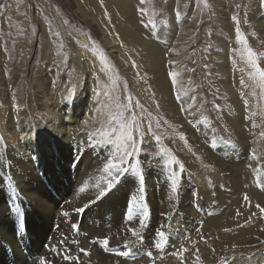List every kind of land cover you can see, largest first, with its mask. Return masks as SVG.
<instances>
[{
    "label": "bare ground",
    "instance_id": "bare-ground-1",
    "mask_svg": "<svg viewBox=\"0 0 264 264\" xmlns=\"http://www.w3.org/2000/svg\"><path fill=\"white\" fill-rule=\"evenodd\" d=\"M260 1L262 0H252L251 4L257 6ZM70 2L82 19L85 17L86 21L95 24L108 48L112 45V48L120 47L113 44V41H125L131 35L128 32L130 29L139 30L135 22L144 21L139 14L133 12L134 0ZM227 2L228 0L221 1L220 5L226 9ZM165 8L170 9V5ZM57 13L55 9L54 15L65 33L67 26ZM118 13L126 18L125 30L118 24L121 18ZM190 15L193 13L189 14L188 19ZM172 16H176V13ZM174 20L177 17L162 22V32L157 35V39H148L139 32L136 35L138 44L143 49L144 62L149 69L154 70L155 78H149L148 85L154 88L160 106L165 110H174V107L171 101L172 88L163 66L166 65L167 58L177 57L176 46L185 37L187 30L185 31L184 25L189 22L179 20L180 23L176 24L173 23ZM256 25L257 39L264 43L262 15H258ZM81 36L82 40L89 43L88 33H81ZM83 55L81 53L82 57ZM78 61L82 62L80 59ZM261 62L264 66V58ZM126 65L122 62V66ZM216 65L219 71L217 81L222 91L218 110L213 111L210 118L199 120L200 114L198 116L193 103H190L188 109L197 113L181 114L186 122L182 125L183 129L175 127L174 130V127H170V138L173 140L169 139V146L173 143L177 146L175 154L192 174L199 168L206 170L208 183L203 180L200 182L203 196L200 203L206 201L207 211L204 215L203 212L197 215V218L202 220L201 229L210 239L208 247L231 248V253L240 252L250 256L264 249V212L260 211V207H264V187H261L264 186V175L261 174L264 173V133L256 136L254 131L258 126L259 130L263 128L264 121L259 123L264 114L256 113L260 116L258 122L253 119L252 113L261 103L255 105L252 96L246 93L244 82L241 83L242 80L237 76L234 78L236 71L231 70L232 65L227 67L223 49L216 55ZM89 69L88 64L79 66V72L84 77L80 84L76 83V91L69 101L64 102L66 99L60 93L65 88L54 90L50 86L49 77L44 75L46 80L40 78L34 87L36 90L28 98L32 103L27 110L21 111L12 106L3 107L6 113L0 110V130L5 140L0 157V264H39L42 257L49 261V251L51 255L55 254L52 250L54 248L58 249L61 259L57 264H71L76 256L84 264H93L91 254L87 253L91 249L98 250L99 260L103 263L163 264L160 252L164 241L161 242L156 235L157 229L163 226L164 230L176 209L182 213H188L187 210L191 208L196 209L193 204L196 194V191L193 193V181L183 177L178 191L173 192L170 174L165 166L148 162L143 154L139 156V171L143 173L136 174V171L128 167L127 162L124 163L123 167L129 171L116 175L113 170L115 187L104 198L96 200L99 190L95 184L108 178L104 167L109 160H113V145L78 140L83 126L96 117L93 110L97 100L91 93V80L94 77ZM130 80L133 81L132 76ZM184 83L186 85V80ZM178 117L180 118L179 115ZM181 134L187 138V143L180 139ZM213 142L215 147L212 146ZM113 162L116 163V159ZM141 174L145 188L143 193L140 192ZM118 176H123L122 180H128L121 184L117 180ZM81 187H86V190L80 192ZM141 196L144 197L142 201ZM133 197L137 198V207L133 208L134 217L131 221L122 220L123 206H130ZM91 200L95 202L84 212H74L75 208L82 207ZM141 204L150 212L143 224L145 232L136 215ZM63 211H68L73 220L66 221L68 217L61 215ZM73 222L80 227L78 236L69 234ZM56 224H61V229L52 233L51 228ZM192 225L195 230L196 225ZM133 228L143 240L141 251L152 253L151 262L150 259L142 262L122 255L110 258L103 251L104 247L127 251L125 244L128 246V240L135 237L130 231ZM65 234L67 240L62 237ZM105 238L109 241L107 246L102 243ZM201 239L197 236L191 238L190 250L197 249ZM89 240H92L91 247L86 245ZM178 241L170 239V244L175 246ZM157 242L161 243L160 248L154 246ZM79 246L85 249L84 254L79 253ZM210 249L212 252V248ZM68 252V256L74 255L72 260L62 259ZM211 252L208 251V255L214 258ZM36 255L38 257L32 260ZM248 260L240 259L241 262L237 260L236 264H264V258L261 263L256 259Z\"/></svg>",
    "mask_w": 264,
    "mask_h": 264
},
{
    "label": "rangeland",
    "instance_id": "rangeland-1",
    "mask_svg": "<svg viewBox=\"0 0 264 264\" xmlns=\"http://www.w3.org/2000/svg\"><path fill=\"white\" fill-rule=\"evenodd\" d=\"M92 1L98 2V0ZM221 1L224 0H144V3L134 0L133 12L139 14L144 21L135 22L139 30L130 29L128 32L131 35L125 41L123 39L119 42L118 40L113 41V44L122 48L119 51L120 47L112 48L114 46L112 45L108 48L103 43L95 24L92 25L91 21H86L85 17L82 19L70 0H0V53L2 54L0 56V110H3L4 106L19 108L21 111L27 110L28 105L32 103L28 98L36 90L34 87L38 80L40 78L46 80L43 78L44 75L49 77L50 86L54 90L65 88L60 91L63 99H66L64 102L71 100L77 88L76 83L80 84L84 77L79 72V66L88 64L89 71L94 77L91 80V93L97 100L93 110L96 117L92 122L83 126L78 140H85L91 144L102 143L99 134L95 138H90V133L100 128L108 130V124L102 122L109 119V112L115 114L123 111L128 119H131L132 115L136 117L133 134L136 151L132 152L131 148L128 149L132 152V156L126 158L128 167L132 169V165L139 166V156L143 154L148 162L163 164L170 174L169 177L175 171L179 181L178 186L185 176L193 181V193L196 191L193 204L196 209L191 208L187 210L188 213H182L176 209L168 225H164L165 240L160 252L163 264H236L241 262L240 259H256L258 263H261L264 258V249L249 256V254L244 255L240 252L231 253V248L230 250L214 249L213 246L210 248H212L214 258L208 255V251L211 252L208 247L210 239L206 236L208 234L201 229L202 220L197 218V215L202 212L204 215L207 211L206 201L200 203V198L203 197L200 182L203 180L208 183V178L205 177L206 170L199 168L195 174L189 172L184 166L181 170L180 164L182 163L174 151L177 146L174 143L169 146V139H172L170 138V127H174V130L175 127L183 129L182 125L186 122L181 114L192 115L198 112L199 120H202V118H210L212 112L218 110L216 105L220 103L218 101L221 100L222 91L217 81L219 71L216 65V55L222 49L227 67L232 65L231 70L236 71L234 78L237 76L244 82L246 93L252 96L255 105L261 103L252 113L253 119L258 122L260 116L256 113L263 112L264 114V109L262 111L264 86L258 75L255 79L250 77L249 74L255 72V69L248 57L250 48L254 54L253 58L259 67L264 69L261 62L264 58V43L257 39L258 27L256 25L258 15L264 17V0L260 1L257 6L251 4L252 0H228L226 9L220 5ZM166 5H170V9H166ZM141 8L145 9L144 13L139 11ZM55 9L63 23L67 21L65 23L66 34L54 15ZM173 13H176V16H172ZM192 13L193 15H190L188 19L189 14ZM233 16L237 18L235 21L232 19ZM120 17L118 24H121L120 26L125 30L126 18L123 14ZM175 17L177 20L173 23H180L179 20H189V22L184 25L185 31L187 30L184 33L185 37L176 46L177 57L167 58L166 65L163 66L169 86L172 88L171 101L174 107V110H165L160 106L154 88L148 85L149 78H155L154 70L149 69L144 62L143 49L138 44L136 35L139 32L148 39H157V35L162 32V22ZM81 33H88L89 43L81 39ZM238 34L245 42L238 39ZM81 53L84 54L83 57ZM79 59L82 62H79ZM122 62L127 65L122 66ZM174 72L177 75L173 78L169 74ZM130 76L133 77L134 82L130 80ZM70 93L72 94L71 99H69ZM137 102L142 107L137 106ZM190 103H193L197 112L188 109ZM106 104L110 106L108 109L97 111ZM117 104L122 107L117 108ZM175 110L179 112L176 113ZM2 112L6 113L4 110ZM263 121L264 118L259 124ZM258 130L259 126L257 130H254L256 136L264 133V124L259 132ZM157 136L160 138L159 141L156 140ZM0 137H3L1 130ZM4 144L3 137V141L0 142V157ZM112 151L114 153V146ZM168 153L174 155L180 164H170ZM118 162L116 159V163ZM138 173L143 172L136 171V174ZM122 177L117 178L121 184L128 180H122ZM79 195L82 196L81 193ZM128 207L123 206L122 220H128L126 215ZM71 219L68 217L66 221ZM193 223L196 225L195 230ZM61 224H56L54 228L51 226L52 233L59 232ZM79 228V226L73 230L69 228V234L78 236L81 232ZM144 228L145 226L142 225L143 232H145ZM138 234L139 238L135 236L128 240L127 251L131 253L129 256L132 260L145 262L150 259L151 262L153 258L147 255L148 252L141 251L143 240L140 238V233ZM65 236L67 235H62V237ZM196 236L202 239L197 249L190 250L189 241ZM67 239V237L64 238V240ZM170 239L179 241L174 246L170 244ZM91 242L92 240H89L86 245L91 247ZM81 248L79 246V253L84 254L86 251L82 252ZM102 249L109 254L110 258L124 251L121 248L110 250L104 247ZM57 251L53 252L56 255H51L49 251L51 264L61 261ZM87 253L91 254L93 264H108L99 260L98 250L91 249ZM37 257L36 255L32 260ZM71 257L73 258L74 255L71 254ZM75 259L71 264H84L83 261L77 259V256ZM154 259L156 260V257Z\"/></svg>",
    "mask_w": 264,
    "mask_h": 264
},
{
    "label": "snow or ice",
    "instance_id": "snow-or-ice-1",
    "mask_svg": "<svg viewBox=\"0 0 264 264\" xmlns=\"http://www.w3.org/2000/svg\"><path fill=\"white\" fill-rule=\"evenodd\" d=\"M141 3H144V0H140ZM205 6L207 7V4L205 2ZM139 11L141 13L145 12V9L141 8L139 9ZM232 19L235 21L237 18L235 16L232 17ZM65 23H67V21H65ZM56 35H59V33H56ZM238 39L241 42H245L243 41V38L239 37L238 34ZM248 57H249V62L252 64V67L255 69V72L250 73V77L255 79L256 76H259V80L260 82H262V86H264V69H261L257 63V61L253 58L254 54L252 53L251 49H248ZM170 76H172L173 78L177 75V73H170ZM241 83H243V81H241ZM72 94H69V99H71ZM137 106L142 107L141 105H139V102H137ZM110 106L109 105H104L103 108H98L97 111L101 112L104 109H108ZM122 107L121 105L117 104V108ZM217 108H219V106H216ZM102 123H107L108 124V130H104L103 128L97 129L96 131H93L90 133V138H95L97 136V134L100 135L101 137V141L102 143H106V144H110L113 145L115 148V151L113 153V160L118 159V163H114L113 160H109L107 162V164L104 167V172L107 174V179H104L102 181V183L100 181H98L95 184V187L99 190L98 191V195L96 197V200L102 199L104 198L114 187L115 184L113 183V181L115 180V176H113V170L115 171L116 175H119L121 172L123 173H127L129 171L128 168L123 167V164L128 162L126 160V158H130L132 156V152L136 151L135 148V142H134V131H135V124H136V117L134 115L131 116V119H128L124 116V112L120 111L117 112L115 114H112L111 112H109V119L107 121H104ZM159 137H156V140L159 141ZM180 139L185 141V143H187V138L181 134ZM3 141V137H0V142ZM213 147H215V142H213ZM131 148L132 152H130L128 149ZM167 152V150H165ZM169 155V163L170 164H180V162L176 159V157L174 155H171V153H168ZM180 168L181 170L183 169V164H180ZM132 169L139 171V166L138 165H132ZM259 171V170H258ZM262 175H264V173H261ZM170 180H171V186H172V191L173 192H177L178 191V185H179V181L176 177V173L175 171L172 172L171 176H170ZM258 186H261L258 184ZM264 187V186H261ZM86 190V187H81L80 188V192H84ZM145 191V188L143 186V175L141 174V186H140V192L143 193ZM144 199L143 196L140 197V200L142 201ZM245 199H247V197H245ZM95 200H91L89 201L88 204H85L82 207H77L74 209L75 213H82L85 211V209L87 207H89L92 203H94ZM137 207V198L133 197L132 201H131V205L128 207L127 209V219L129 221H131L134 217V211L133 208ZM257 207H260L259 205H257ZM260 211L264 212V207H260ZM61 215L63 217H69L70 213L68 211H63L61 213ZM136 215H138L139 218V223L141 225L144 224L145 220L149 217L150 212L148 211V209L144 208L143 205H139V211L138 213H136ZM71 228L72 229H76L77 225L73 222L71 223ZM163 226H161L160 229H157L156 231V235L159 236L160 241L163 242L165 240V232L162 230ZM130 231L132 232L133 236H137L139 238V234L135 231V229H130ZM225 231H228V229H225ZM102 243L107 246L109 244V241L107 238H105ZM156 248H160L161 247V243L157 242L154 245ZM127 247V245L125 246ZM54 252L57 251V249H52ZM82 252H84V249H81ZM120 255L124 256V257H128L130 255V253L128 251H122L119 253ZM147 255L149 257L152 256L151 252H148ZM62 259L65 260H70L72 259V257L68 256L67 254H64L62 256ZM39 264H51L50 261L47 260L46 257H42L40 259Z\"/></svg>",
    "mask_w": 264,
    "mask_h": 264
}]
</instances>
